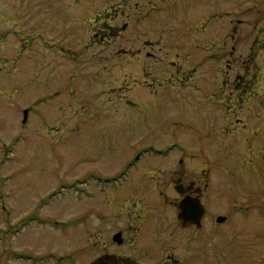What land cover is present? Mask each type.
Returning a JSON list of instances; mask_svg holds the SVG:
<instances>
[{"label": "rangeland", "instance_id": "rangeland-1", "mask_svg": "<svg viewBox=\"0 0 264 264\" xmlns=\"http://www.w3.org/2000/svg\"><path fill=\"white\" fill-rule=\"evenodd\" d=\"M149 147L209 164L201 229L127 204L175 264H264V0H0V264H89L126 215L78 179Z\"/></svg>", "mask_w": 264, "mask_h": 264}, {"label": "flooded vegetation", "instance_id": "flooded-vegetation-1", "mask_svg": "<svg viewBox=\"0 0 264 264\" xmlns=\"http://www.w3.org/2000/svg\"><path fill=\"white\" fill-rule=\"evenodd\" d=\"M135 5H138V3L136 2ZM148 8H151V6ZM108 27H112V25H108ZM125 27L123 25V28ZM234 48L232 47V49ZM239 76L236 75V80L239 79ZM240 81L243 83L244 80L241 79ZM242 85L244 86V83ZM247 86L249 85L247 84L244 87ZM170 149V147L137 149L116 171H113V169L107 171L90 170L86 171L85 175L81 176V179H78L79 182L85 180L92 182L91 186L96 187L92 188L94 189V192H91L93 197L96 192L106 193L108 190L116 191L114 200L116 206L113 208V217L118 218L123 214L126 215V221L118 224L120 226L110 233L109 239L104 240L100 246L95 243L102 251L89 264H92L95 260L108 263L113 261L116 264L177 263L178 259L175 258L174 254L171 251H167L172 246L169 245L167 248V245L160 243L161 238L158 229L160 222L158 224L157 221H160L159 218L163 214L156 213L155 216L152 211L148 212L147 207L146 212L141 209H132L130 205H127L128 203L132 204L133 202L134 206H136V203H139L141 207L144 204L150 207L155 204L158 209L159 204H161L160 202H162L164 204L174 205L175 207L177 206L179 210L180 201L185 196L197 198L203 206V213L199 225L191 224L189 225L190 227H185L180 221V226L183 229H201L208 213L204 197L209 184V164L205 162L190 164V170L187 169L189 164L186 162V164L182 163V159L179 160L181 164H179L180 168L178 167L177 169L175 167L173 168L172 164L170 168L152 163L142 166L139 164V161L144 156L148 158L168 157L170 155ZM143 152L147 154H143ZM188 172H190L189 175ZM170 184L173 185V189L179 199L178 197H175L174 200L170 199L166 189ZM104 204H107V201ZM88 212L98 214L100 213V209H96L93 206L90 207L89 205L80 215L85 216ZM177 220H179L178 213ZM91 234L98 235V231L95 230Z\"/></svg>", "mask_w": 264, "mask_h": 264}, {"label": "water", "instance_id": "water-1", "mask_svg": "<svg viewBox=\"0 0 264 264\" xmlns=\"http://www.w3.org/2000/svg\"><path fill=\"white\" fill-rule=\"evenodd\" d=\"M26 112V111H24ZM203 213V206L197 198H191L185 196L179 204L178 218L181 220L182 225L196 224L199 225L200 218ZM225 216L219 215L216 217L217 222H221L225 219ZM92 264H116L115 262H103L95 260ZM119 264V263H118Z\"/></svg>", "mask_w": 264, "mask_h": 264}]
</instances>
